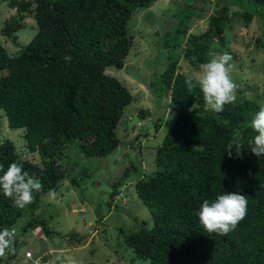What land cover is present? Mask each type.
Masks as SVG:
<instances>
[{"label": "trees", "instance_id": "1", "mask_svg": "<svg viewBox=\"0 0 264 264\" xmlns=\"http://www.w3.org/2000/svg\"><path fill=\"white\" fill-rule=\"evenodd\" d=\"M3 2L15 14L5 22L2 36L14 42L27 15L35 21L36 34L18 55L9 56L0 46V113L8 128L23 130L25 151L40 163L21 158L5 139L0 140V164L5 170L12 162L22 164L42 189L23 209L0 191V228L14 235L19 222L22 233L40 228L50 243L39 260L47 263L51 241L65 236L38 213L41 197L56 192L68 178L62 163L66 145L78 142L87 158L105 157L119 146L116 130L133 98L106 70L123 67L133 47L131 17L159 0H0V17ZM168 6L171 15L156 32L157 54L165 56L156 77L174 118L164 123L167 131L155 149V171L134 184L152 226L142 223L137 231L121 233L126 255L120 258L124 264H264V156L253 154L248 143L256 135L250 121L259 105L236 89L235 103L225 105L223 112L206 110L200 89L189 92L187 75L178 72L181 60L198 68L213 58L210 51L218 54L231 23H264V0H169ZM208 12L207 28L189 33ZM152 82L149 89L158 94ZM137 114L144 119L148 111ZM237 140L243 146L240 156L233 145L230 158L228 146ZM69 182L78 185L74 179ZM118 186L113 185L111 201ZM226 193L246 195L247 215L227 235L208 233L196 213L204 200ZM20 244L14 238L0 264L19 262ZM26 252L35 251H25L24 258L31 259Z\"/></svg>", "mask_w": 264, "mask_h": 264}, {"label": "rangeland", "instance_id": "2", "mask_svg": "<svg viewBox=\"0 0 264 264\" xmlns=\"http://www.w3.org/2000/svg\"><path fill=\"white\" fill-rule=\"evenodd\" d=\"M168 1L159 0L149 9L137 11L131 17L129 30L135 36L133 47L123 68L111 67L106 70L107 75L116 78L130 90L133 98L116 130L119 146L105 157L87 158L78 142L66 145L62 163L66 166L68 178L59 183L56 192L42 195L38 209L45 220H50L52 228L65 237L53 238L50 244L53 253L48 254L47 263L25 259L23 255L28 248L32 251L38 249V240L43 238V233L40 228L22 233L19 222L14 238L21 242L17 252L20 261L13 264H71L72 261L75 264H124V259L120 258V255H126L121 233L137 231L142 223H146L148 228L152 226L150 212L138 199L134 184L139 177L155 171V149L167 131L164 123L169 120L171 124L174 118L157 79L164 69L162 63L165 56L163 53L157 54L156 32L166 17L171 15L167 12L171 10ZM14 14L7 2L1 4L0 46L9 56L18 55L36 34L35 21L27 15L24 28L16 33L14 42L2 36L1 29ZM210 14L208 12L195 20L189 33L197 34L205 30ZM263 26L264 23L258 25L256 21H235L225 29L226 46L222 49L217 46L218 54H234L235 59L230 61V77L237 85L236 89L243 90L244 95L259 106L264 104ZM256 40H260V43ZM178 66V72L187 76L195 77L202 70V67L193 68L182 60ZM151 81L153 91L158 89V94L149 89ZM140 109L148 111L144 119L138 118L137 111ZM156 124L158 127L155 129ZM22 135L23 130L8 128L6 119L0 113V140H10L21 158L39 164L37 155L33 158L25 151ZM71 179L76 180L78 185L73 186L69 182ZM114 184L121 186H118L116 191L119 194L112 197V202ZM80 238H83L82 242L77 241Z\"/></svg>", "mask_w": 264, "mask_h": 264}, {"label": "clouds", "instance_id": "3", "mask_svg": "<svg viewBox=\"0 0 264 264\" xmlns=\"http://www.w3.org/2000/svg\"><path fill=\"white\" fill-rule=\"evenodd\" d=\"M209 55L213 58L202 66V70L195 77L187 76L185 85L189 92L197 87L200 89L206 110L221 113L225 105L234 104L237 99V85L230 77L232 56L227 52L217 54L212 51ZM250 127L256 133L248 141L250 150L257 157L264 156V104H261L259 110L252 114ZM239 135L237 132L236 136L239 137ZM233 145L236 146V155L239 157L240 148L243 146L238 140L228 146V155L231 158L230 149ZM0 173H2L0 191L12 200L14 207L23 209L31 204L34 200L33 193H38L42 189L41 182L24 171L20 163L12 162L6 170L3 164H0ZM247 205L246 195L220 194L214 201L204 200L196 215L206 232L227 235L234 231L238 223L246 217ZM40 239L44 240V238ZM13 243L14 233L8 228H0V258L6 257L7 250L12 248ZM32 256L33 254L30 258ZM57 259L60 258L57 257ZM71 264H75V261Z\"/></svg>", "mask_w": 264, "mask_h": 264}, {"label": "water", "instance_id": "4", "mask_svg": "<svg viewBox=\"0 0 264 264\" xmlns=\"http://www.w3.org/2000/svg\"><path fill=\"white\" fill-rule=\"evenodd\" d=\"M120 68H123V67H120ZM38 246H39V249L33 253V256H32L33 261L40 259V257L45 255L48 249L47 243L43 239L38 240Z\"/></svg>", "mask_w": 264, "mask_h": 264}, {"label": "built area", "instance_id": "5", "mask_svg": "<svg viewBox=\"0 0 264 264\" xmlns=\"http://www.w3.org/2000/svg\"><path fill=\"white\" fill-rule=\"evenodd\" d=\"M27 258H30L31 257V253L30 252H26V255H25Z\"/></svg>", "mask_w": 264, "mask_h": 264}, {"label": "crops", "instance_id": "6", "mask_svg": "<svg viewBox=\"0 0 264 264\" xmlns=\"http://www.w3.org/2000/svg\"><path fill=\"white\" fill-rule=\"evenodd\" d=\"M73 212H74V210H72ZM48 241L46 240V243H47Z\"/></svg>", "mask_w": 264, "mask_h": 264}]
</instances>
